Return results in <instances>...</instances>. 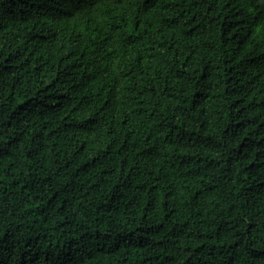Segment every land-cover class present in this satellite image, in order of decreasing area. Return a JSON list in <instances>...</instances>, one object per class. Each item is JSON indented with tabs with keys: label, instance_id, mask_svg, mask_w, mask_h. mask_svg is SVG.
Instances as JSON below:
<instances>
[{
	"label": "trees",
	"instance_id": "16d2710c",
	"mask_svg": "<svg viewBox=\"0 0 264 264\" xmlns=\"http://www.w3.org/2000/svg\"><path fill=\"white\" fill-rule=\"evenodd\" d=\"M0 264H264V0H0Z\"/></svg>",
	"mask_w": 264,
	"mask_h": 264
}]
</instances>
